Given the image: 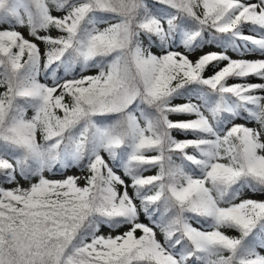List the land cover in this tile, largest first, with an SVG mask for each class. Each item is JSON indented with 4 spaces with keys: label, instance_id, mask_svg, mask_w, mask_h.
<instances>
[{
    "label": "snow or ice",
    "instance_id": "6c2138e0",
    "mask_svg": "<svg viewBox=\"0 0 264 264\" xmlns=\"http://www.w3.org/2000/svg\"><path fill=\"white\" fill-rule=\"evenodd\" d=\"M0 89V264H264V0H0Z\"/></svg>",
    "mask_w": 264,
    "mask_h": 264
},
{
    "label": "rangeland",
    "instance_id": "374dc122",
    "mask_svg": "<svg viewBox=\"0 0 264 264\" xmlns=\"http://www.w3.org/2000/svg\"><path fill=\"white\" fill-rule=\"evenodd\" d=\"M252 1H254V0H252ZM57 15L59 14V13H56ZM21 31H24V33H25V35H27V31L25 30V29H20ZM53 35H55V32H53ZM205 51H219V49H217V48H208V49H205ZM155 52H157V51H155ZM158 53V52H157ZM200 53H197V54H194L193 56H191L190 58L191 59H193V60H195L196 59V57H197V55H199ZM230 55H232L233 56V58L234 59H237V55L236 54H234V53H229ZM247 58H252V59H256L257 57H255L254 55H250V56H247ZM259 58V57H258ZM257 58V59H258ZM211 71L212 70H210L209 72H207L206 73V75H210L211 74ZM94 74V73H93ZM249 79V81L250 82H252V83H261L262 81H260V80H258V79H256V78H254V77H249L248 78ZM236 82H238V81H236V80H230L229 81V83H236ZM176 103H181L182 101H175ZM173 119H180V117H172ZM237 123H244V121L243 120H238V121H236ZM249 126H254V124H250ZM174 135L178 138V139H183V138H185L184 136H182L180 133H178V132H176V133H174ZM67 174H69V175H82L83 173H81L78 169H71ZM152 174H155V170L154 169H152V170H149L147 173H146V175H152ZM51 178H55V179H60V178H62L61 176H55V177H51ZM21 183L25 186V187H27L28 185H27V183L26 182H24V181H21ZM81 183H83V182H81ZM5 187H14V185H5ZM245 198H253V199H264V196H260L259 194H253V193H251V192H245ZM142 219H144L143 217H142ZM144 222L145 223H147V220H144ZM104 232H105V234H107V232H108V230L107 229H104ZM229 234L230 235H235L236 233L235 232H229Z\"/></svg>",
    "mask_w": 264,
    "mask_h": 264
},
{
    "label": "trees",
    "instance_id": "16d2710c",
    "mask_svg": "<svg viewBox=\"0 0 264 264\" xmlns=\"http://www.w3.org/2000/svg\"><path fill=\"white\" fill-rule=\"evenodd\" d=\"M0 91H2V89H0Z\"/></svg>",
    "mask_w": 264,
    "mask_h": 264
}]
</instances>
